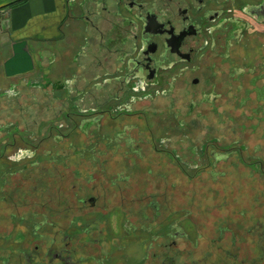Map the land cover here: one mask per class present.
<instances>
[{
	"label": "rangeland",
	"instance_id": "1",
	"mask_svg": "<svg viewBox=\"0 0 264 264\" xmlns=\"http://www.w3.org/2000/svg\"><path fill=\"white\" fill-rule=\"evenodd\" d=\"M97 23L72 22L62 40L31 43L36 71L23 78L5 75L10 47L0 40V241L10 235L14 250L24 249L32 226L52 222L37 234L50 245L56 224L66 230L68 246L93 257L81 264L106 256L103 264H158L177 228L180 262L223 263L224 251L228 264L252 261L264 249V177L239 158L264 164V27L252 23L229 50L250 76L235 82L225 61L213 64L219 49L204 86L123 93L100 83L117 65L101 46L107 25ZM94 83L99 93L83 96ZM206 92L218 98L204 102ZM227 146L239 156L210 159ZM90 197L96 207L82 209ZM28 213L30 233L19 220Z\"/></svg>",
	"mask_w": 264,
	"mask_h": 264
},
{
	"label": "flooded vegetation",
	"instance_id": "2",
	"mask_svg": "<svg viewBox=\"0 0 264 264\" xmlns=\"http://www.w3.org/2000/svg\"><path fill=\"white\" fill-rule=\"evenodd\" d=\"M66 1L75 5L72 18L76 22L87 24L94 30H97V22L100 20L107 25V33L101 36L102 41H105L101 46L108 52L117 68L105 74V78L100 82L104 84L103 88L119 89V92L127 93L128 91L141 92L151 86H159L162 82L168 85V88H172L178 83L182 86L187 84L204 86L207 83L205 80L202 83V76L209 69V54L212 55L219 49L220 52H216L213 64H222L225 61L232 80L237 82L241 76L252 74L251 70L244 71L234 62L229 61V50L233 43L237 44L240 41L239 38L247 33L252 23L264 27V0H250L244 3L242 0ZM66 27L68 28L69 25L64 26V28ZM62 33L63 31H61V35ZM209 59L211 60V57ZM260 75L264 80V69L262 68ZM250 80L251 83H255L259 77L255 74ZM70 84L75 86V81ZM81 89H83L81 91L83 96L91 98L99 93L101 86L94 83L90 87ZM257 90L258 100H264V84ZM203 97L202 101L204 102H207L208 98V102H213L218 98L215 94L207 92L203 93ZM109 99H111V95H109ZM113 99L116 100L117 97L114 96ZM89 110L87 109L88 115H90ZM127 111L129 110L126 108L124 112ZM95 120L91 119L90 121L96 123L98 120ZM239 152L240 150L234 146H227L222 148L219 153H211L210 159H227L233 155L237 157ZM175 157L177 162L183 163L179 155H175ZM239 162L249 170L257 171L258 169L264 172L263 162L257 161L255 158L249 161L239 158ZM259 173L261 177H264L263 173ZM80 203L82 209L96 207L95 197H90ZM156 209L158 208L156 207ZM28 216L29 218L20 217L19 220L25 223V227L30 233L29 213ZM73 218L77 221L80 219L77 214ZM52 224V222L44 221L38 225L36 223L35 227L32 226L33 232L29 234L30 244L24 249L14 250L11 242L8 241L11 236H3L0 241V264H81L88 259L93 260L92 256L82 255L80 250L79 253L75 251L76 247L70 248L68 241L72 235L59 228L57 224L55 233H49L50 236L58 234V236L52 237L50 245L45 240L46 236L37 234L36 231L40 228H47ZM169 228L172 231L173 225H170ZM131 229L135 232H142V226L131 227ZM146 230L149 231V229ZM170 236L172 237L171 242L164 245V248L155 254V257L157 256L160 260L158 264L177 263L174 254L176 251L174 239L179 237L177 228L173 229ZM41 239H44V243L49 246L43 248L42 245L34 244ZM84 239L89 240L90 238ZM4 242L9 244L8 248L4 247ZM95 243L100 244V241L96 240ZM15 251L17 255H14ZM4 253H8V257H4ZM107 259V256L98 258L96 264L106 263Z\"/></svg>",
	"mask_w": 264,
	"mask_h": 264
},
{
	"label": "crops",
	"instance_id": "3",
	"mask_svg": "<svg viewBox=\"0 0 264 264\" xmlns=\"http://www.w3.org/2000/svg\"><path fill=\"white\" fill-rule=\"evenodd\" d=\"M74 4L66 0H0V40L6 38L10 55L4 66L9 79L36 71L31 43L62 40L72 18Z\"/></svg>",
	"mask_w": 264,
	"mask_h": 264
},
{
	"label": "trees",
	"instance_id": "4",
	"mask_svg": "<svg viewBox=\"0 0 264 264\" xmlns=\"http://www.w3.org/2000/svg\"><path fill=\"white\" fill-rule=\"evenodd\" d=\"M55 156H58L57 154H55ZM60 157V156H59ZM61 158V157H60ZM257 171H258V169H257ZM263 173V172H262ZM258 243V242H257ZM260 246H264V244H261ZM227 253V254H226ZM229 252L227 251H224V254L225 255H223V259H225L224 261H223V263L221 262V263H216V264H228L229 263V261L227 260V257L229 256V254H228ZM264 252H263V250H261V252H258V255L257 254H255V255H253V260L252 261H249V262H242V261H237L236 263H234V264H262L261 262L263 261L262 260V257L264 256V254H263ZM178 256H179V254H176L175 255V260L177 261V263L176 264H203L202 262L200 263V262H194V261H182V262H180V260L178 259ZM236 258V257H235Z\"/></svg>",
	"mask_w": 264,
	"mask_h": 264
}]
</instances>
